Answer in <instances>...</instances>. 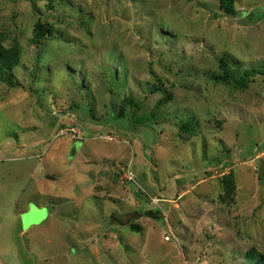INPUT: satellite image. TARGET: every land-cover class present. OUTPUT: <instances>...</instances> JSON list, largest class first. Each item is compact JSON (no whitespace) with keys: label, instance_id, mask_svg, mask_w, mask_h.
Instances as JSON below:
<instances>
[{"label":"rangeland","instance_id":"1","mask_svg":"<svg viewBox=\"0 0 264 264\" xmlns=\"http://www.w3.org/2000/svg\"><path fill=\"white\" fill-rule=\"evenodd\" d=\"M235 9L0 0L1 42L20 50L0 80V264L264 254V76L245 87L217 79L221 58L237 78L264 69V0ZM127 96L135 106L119 118ZM156 210L160 219L145 215Z\"/></svg>","mask_w":264,"mask_h":264},{"label":"trees","instance_id":"2","mask_svg":"<svg viewBox=\"0 0 264 264\" xmlns=\"http://www.w3.org/2000/svg\"><path fill=\"white\" fill-rule=\"evenodd\" d=\"M219 4V8L221 11L229 17H235L237 11L235 9V0H217ZM50 3H54L55 0H49ZM31 3H34L31 1ZM34 35L32 41L35 45H41L47 36V27L40 23V21L36 22L34 25ZM20 58V50L18 47H6L3 45L0 39V80L10 82V71L11 69L15 68L19 64ZM219 67L222 70V74L218 75L217 79L221 80L222 82H232L240 87H245L250 81H253L254 76L260 75L264 76V69H259L255 67L248 68L244 70L241 77H235L229 69V65L227 61L223 58L219 61ZM11 84V83H9ZM135 102L132 100L131 97H124L121 101V104L118 109V117L125 118L127 117L126 108L134 107ZM189 129L191 127L190 124H183L181 128ZM230 177H227V180H230ZM155 214H160L158 210L150 213H145L148 217L154 219H160L162 216H158L155 218ZM130 229L134 232H140L141 227L136 224H130ZM245 258L252 262V264H264V254L257 252L256 249L252 248L246 252Z\"/></svg>","mask_w":264,"mask_h":264},{"label":"built area","instance_id":"3","mask_svg":"<svg viewBox=\"0 0 264 264\" xmlns=\"http://www.w3.org/2000/svg\"><path fill=\"white\" fill-rule=\"evenodd\" d=\"M129 179H131V178H129Z\"/></svg>","mask_w":264,"mask_h":264}]
</instances>
